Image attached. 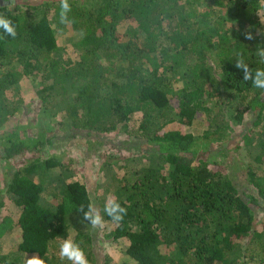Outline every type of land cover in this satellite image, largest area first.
<instances>
[{"label":"trees","instance_id":"16d2710c","mask_svg":"<svg viewBox=\"0 0 264 264\" xmlns=\"http://www.w3.org/2000/svg\"><path fill=\"white\" fill-rule=\"evenodd\" d=\"M69 3L74 23L68 26L80 33L70 44L74 60L59 56L53 35L63 26L60 0H11L10 6L0 0V15L17 30L15 39L0 30V161L53 147L54 136L20 137L17 126L1 130L20 112L22 102L3 91L25 77L40 82L42 107L54 100L66 104L63 111L75 118L74 126L83 113L86 137L106 140L110 148L115 134L137 140L131 148L144 163L119 180L115 200L127 209L119 224L104 213L105 204L92 201L84 184L50 178L55 165L49 159L37 156L11 174L4 171L1 181L17 212L13 225L20 242L13 261L2 257L0 264H26L19 255H35L44 264H71L59 256L70 214L77 218L73 241L89 264H96L93 242L102 228L93 229L78 212L80 205L87 211L89 204L112 227L104 236L127 242L125 254L131 261L122 264H243L245 258L264 264V169L247 163L245 182L233 177L238 163L227 148L241 137L239 145L249 160L264 162V90L244 82L242 70L235 67L243 58L253 71L264 69L257 55V48H264V18L259 17L264 0ZM222 11L237 25L233 37L222 31ZM245 32L255 39L246 40ZM48 75L54 79L46 84ZM178 81L181 87L173 91ZM73 88L77 91L69 95ZM187 91L204 94L203 103L209 106V129L201 137L182 130L191 124L194 110L184 104L172 108L170 99L179 100ZM233 102L234 112L227 117ZM137 113L139 127L132 130L130 120ZM174 123L178 125L172 128ZM238 125L246 131L230 135ZM253 129H258L259 152L250 154ZM220 162L224 175L219 176L214 167ZM45 196L54 201L51 206L40 202ZM4 205L0 198V209Z\"/></svg>","mask_w":264,"mask_h":264},{"label":"rangeland","instance_id":"374dc122","mask_svg":"<svg viewBox=\"0 0 264 264\" xmlns=\"http://www.w3.org/2000/svg\"><path fill=\"white\" fill-rule=\"evenodd\" d=\"M34 2L45 1V0H33ZM49 1V0H47ZM257 14H260L258 11ZM219 17L222 19V31L226 30L229 37L232 36V29H236L237 25L228 16L224 15V12H219ZM261 19L264 15H259ZM119 33H122V29H119ZM54 38L56 45L59 49V56L62 59L69 58L70 60L75 59V54L72 52L70 47L71 42L76 41L80 37L79 32L71 30L68 25H63L62 28L54 30ZM41 81L40 77L36 80ZM54 79L51 76H46L45 83L49 84ZM40 82L31 83L27 78L23 77L13 87H8L3 91V95L7 98H19L21 102L20 112L15 113L14 117H10L7 122H4L1 130H9L10 128L17 126L19 129L20 137L24 135L30 138L36 139L40 136H54L53 147H47L45 145L40 153L37 154H24L21 156H15L9 160L0 161V198L4 202V207L0 209V221L5 219L4 224L0 227V258H4L6 261H13L16 246L20 242L19 230L13 225L15 212L9 196L4 191L5 187L1 181V175L4 171L12 173L14 170L21 168L22 166L29 163L33 158L39 157L40 159H49L54 163V167L49 169V177L54 179L55 182L66 184L72 181L84 184L93 202H102L103 204L109 198L115 199L118 195V188L122 183L119 180L122 177H128V175L135 169H139L144 163V159L139 157L137 150L131 148L138 144L137 140L127 138L123 135L115 134L114 143L115 147L110 148L106 140L100 142L92 138L91 136H85V124L84 114L80 113L78 116V126H74L73 119L68 118L63 109L66 104L60 105L57 101L50 102V106L44 108L41 106L40 94ZM181 87V81L174 82L172 89L177 90ZM77 88H73L69 95L75 94ZM181 95V98L177 100V97L171 98L172 108L176 109L177 105L184 104L192 108L195 112L191 124L186 125L182 130L188 131L194 137H201L205 130L209 129V122L205 115L209 106L203 103L204 94L189 92ZM57 100V99H56ZM235 102L227 110V117L232 115L235 106ZM62 108V109H61ZM140 115L135 114L131 120L130 128L139 127ZM17 119V120H16ZM178 125L174 123L171 127L175 128ZM246 126H235L230 135H235L246 131ZM258 129L250 132V146L248 150L250 154L259 152V143L256 139ZM246 133V132H245ZM231 141V140H230ZM241 143V137H234L231 143L227 145L228 149H231V158L235 157L234 162L238 163L237 169L232 171V175L245 182L246 177L244 172L246 170V164L249 163L251 167H258L259 170L264 169V162L256 165V163L249 160V156L246 155V151ZM124 147H126L124 149ZM238 147V148H235ZM235 148V149H234ZM218 158H221L220 156ZM221 162L214 168L217 175H224L222 170ZM231 176V174L229 175ZM216 177V176H215ZM59 184V183H58ZM60 184V185H61ZM236 185L241 189L237 181ZM40 201L42 204L51 206L54 203L50 197ZM5 216V217H4ZM77 221L74 214L66 216V225H68L67 239L74 238L75 230L72 227ZM112 227L104 225L101 232L97 235V239L93 242L95 249V255H97L96 264H122L130 262L131 260L125 254V248L127 242L124 239L112 240L105 237ZM259 226L256 230L259 231ZM82 229V233L84 232ZM255 255L261 257L258 254L257 248L253 247ZM23 262H27L28 259L35 255H19ZM233 261L236 257L233 255L230 257ZM242 263V262H241ZM240 264V263H239ZM243 264H254L249 262L246 258Z\"/></svg>","mask_w":264,"mask_h":264},{"label":"clouds","instance_id":"9594fccd","mask_svg":"<svg viewBox=\"0 0 264 264\" xmlns=\"http://www.w3.org/2000/svg\"><path fill=\"white\" fill-rule=\"evenodd\" d=\"M5 2H7L10 6L11 0H5ZM59 7V23L61 25H70L74 23V21L69 17V13L72 10L69 0H60ZM0 30H3L6 36H10L13 39L17 36V30L13 25V22L2 15H0ZM244 38L246 40L255 39L251 32H245ZM257 55L260 57L261 61L264 62V48L258 47ZM235 67L242 70L244 82L251 81L253 87L264 90V69H256L253 71L243 58L236 60ZM78 212L83 214V221H87L93 229L104 227V217L101 215L100 210L92 204L88 205L87 211H85L83 205H80ZM104 213L110 217L113 223L119 224L127 215V209L121 206L117 200L109 198L105 203ZM59 256L61 260L70 261L71 264H89L84 251L81 249L79 244L75 243L72 239L63 240L60 245ZM26 264H44V261L36 256H33L27 260Z\"/></svg>","mask_w":264,"mask_h":264}]
</instances>
